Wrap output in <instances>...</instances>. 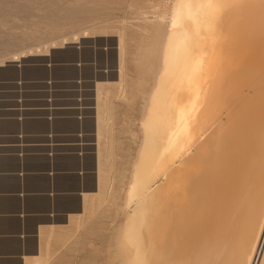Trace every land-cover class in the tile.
Returning a JSON list of instances; mask_svg holds the SVG:
<instances>
[{
    "label": "bare ground",
    "instance_id": "bare-ground-1",
    "mask_svg": "<svg viewBox=\"0 0 264 264\" xmlns=\"http://www.w3.org/2000/svg\"><path fill=\"white\" fill-rule=\"evenodd\" d=\"M72 34L12 52L0 66L89 38ZM162 35L143 169L133 172L141 242L120 264H264V0H174ZM123 55L120 37L118 80L97 85L99 189L110 100L126 86Z\"/></svg>",
    "mask_w": 264,
    "mask_h": 264
},
{
    "label": "rangeland",
    "instance_id": "rangeland-1",
    "mask_svg": "<svg viewBox=\"0 0 264 264\" xmlns=\"http://www.w3.org/2000/svg\"><path fill=\"white\" fill-rule=\"evenodd\" d=\"M173 3L0 0V59L40 42L89 32V38L48 56H28L0 66V157L15 156L23 162L32 156L52 161L72 156L81 173L93 178L97 85L118 80L119 39H124L126 86L120 97L115 90L110 100L100 145L101 187L83 215L43 249L48 264H120L138 253L140 217L138 210L130 211L140 197V183L133 172L135 167L143 169L138 154L145 136V104Z\"/></svg>",
    "mask_w": 264,
    "mask_h": 264
},
{
    "label": "crops",
    "instance_id": "crops-1",
    "mask_svg": "<svg viewBox=\"0 0 264 264\" xmlns=\"http://www.w3.org/2000/svg\"><path fill=\"white\" fill-rule=\"evenodd\" d=\"M94 172L72 156L0 157V264H26L82 216L99 189Z\"/></svg>",
    "mask_w": 264,
    "mask_h": 264
}]
</instances>
